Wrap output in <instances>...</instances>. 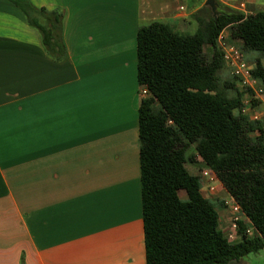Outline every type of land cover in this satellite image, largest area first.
<instances>
[{
    "label": "crops",
    "instance_id": "0c3cea01",
    "mask_svg": "<svg viewBox=\"0 0 264 264\" xmlns=\"http://www.w3.org/2000/svg\"><path fill=\"white\" fill-rule=\"evenodd\" d=\"M216 1L264 12V0ZM29 2L64 14L65 54L56 60L20 9L0 0V264H146L139 106L148 92L137 80V34L161 22L193 36L207 0ZM234 83L263 129L264 105L246 104ZM252 254L264 264V249Z\"/></svg>",
    "mask_w": 264,
    "mask_h": 264
},
{
    "label": "trees",
    "instance_id": "16d2710c",
    "mask_svg": "<svg viewBox=\"0 0 264 264\" xmlns=\"http://www.w3.org/2000/svg\"><path fill=\"white\" fill-rule=\"evenodd\" d=\"M11 1L39 31L46 50L63 58L64 14L29 0ZM227 28L243 52L261 54L251 73L264 85V12L245 15L224 8L193 36L178 35L161 22L138 31L137 80L148 92L139 106L146 264H236L264 249V131L241 113L234 81L221 84L226 62L216 44ZM205 46L213 50L211 58ZM192 148L241 208L253 236L245 222L239 223L238 243L220 231L216 205L203 197L186 168L193 162Z\"/></svg>",
    "mask_w": 264,
    "mask_h": 264
},
{
    "label": "rangeland",
    "instance_id": "374dc122",
    "mask_svg": "<svg viewBox=\"0 0 264 264\" xmlns=\"http://www.w3.org/2000/svg\"><path fill=\"white\" fill-rule=\"evenodd\" d=\"M224 6H218L217 5V10L216 11H222L224 10ZM206 24L207 22L210 21L211 17L214 15V12L212 11L211 7L210 6H207L206 8ZM205 24V25H206ZM205 27V26H204ZM203 27V28H204ZM226 33H229V29H225ZM231 42V41H229ZM229 44H232V45H235L236 47H239L241 48V45L239 42H237L236 40H232L231 43ZM216 49L217 50H220V47H219V44H218V41H217V44H216ZM205 50H206V53L207 55L211 58L212 57V49L209 47V46H205ZM245 54V52H244ZM246 55V60H248L250 62L251 65H253L252 63L256 62V60L258 58H261V54L258 53V52H248L245 54ZM245 55H244V58H245ZM264 63V61H263ZM232 71H231V68L229 66H226L220 71L219 73V78H220V81H221V84L223 85L225 83V81H234V76L231 74ZM228 76V77H227ZM242 92L244 93H247L246 91H244L243 89H241ZM230 94H233V93H230ZM189 156L193 157V162H187L186 163V168L189 172V174L193 177V178H196V180L198 181V184H199V187H200V191H201V194H203V197L209 199L210 201H212L216 207L218 209H220L222 211V215H221V229L222 231L225 232V235L226 237L228 238V236L233 233L235 230L233 229V220L236 216L233 215L229 205L227 204L228 198L226 199H222V197H219L221 195H218V193L220 192L221 188L218 187L217 184H215V190H211V184H212V181L210 180V175L208 173H210L204 166H203V163H202V160L196 155L195 151H194V148H192L190 151H189ZM180 197L181 198H185L187 196V193L185 191H181L180 193ZM218 196V197H217ZM188 197V196H187ZM221 211L218 210L219 213H221ZM235 222V221H234ZM239 223L240 222H245V231L246 233L249 231V233H247L249 236H253L255 231H254V228L253 226L251 225V223H249V221H246L243 216H240V219L238 221ZM237 222V223H238ZM235 233V232H234ZM232 241V240H231ZM255 257L256 255L252 254L251 257L247 258V259H244L246 262H248L249 264H254L255 263ZM251 260V261H249Z\"/></svg>",
    "mask_w": 264,
    "mask_h": 264
},
{
    "label": "built area",
    "instance_id": "2783aa9c",
    "mask_svg": "<svg viewBox=\"0 0 264 264\" xmlns=\"http://www.w3.org/2000/svg\"><path fill=\"white\" fill-rule=\"evenodd\" d=\"M218 44L220 50L223 53L224 61L226 62L227 66H229L232 70V75L241 83L242 88L248 93V100L246 104H251V102L259 101V103L264 105V85H262V83L258 79L253 77L251 73V64L246 62L244 58V52L241 50V48L229 44L227 37L224 35L223 32L218 38ZM262 112L264 115V111ZM241 113L245 114L244 110L241 109ZM261 119L262 116H260L259 112L253 113L250 116V120L252 122H257ZM209 172L210 173L208 174L210 175L209 177L212 181L211 190L213 191L215 190L214 184L215 182H217V177L212 171ZM227 204L229 205L233 215L236 216L233 220L232 225L233 229L235 230V233L233 232L228 236V239L233 241L235 239L236 234H238V221L240 219V216H242V212L241 208L234 202L232 198L228 200ZM247 233H249V231Z\"/></svg>",
    "mask_w": 264,
    "mask_h": 264
},
{
    "label": "water",
    "instance_id": "95a60500",
    "mask_svg": "<svg viewBox=\"0 0 264 264\" xmlns=\"http://www.w3.org/2000/svg\"><path fill=\"white\" fill-rule=\"evenodd\" d=\"M206 4L211 7L212 11L214 12V16L217 14V4L215 0H207Z\"/></svg>",
    "mask_w": 264,
    "mask_h": 264
}]
</instances>
